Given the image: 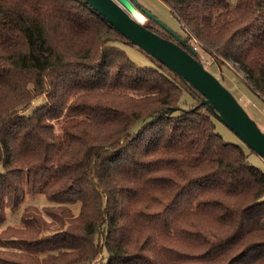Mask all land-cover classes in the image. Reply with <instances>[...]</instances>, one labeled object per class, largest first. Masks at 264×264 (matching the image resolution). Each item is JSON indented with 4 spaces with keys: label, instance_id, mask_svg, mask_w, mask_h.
<instances>
[{
    "label": "trees",
    "instance_id": "obj_1",
    "mask_svg": "<svg viewBox=\"0 0 264 264\" xmlns=\"http://www.w3.org/2000/svg\"><path fill=\"white\" fill-rule=\"evenodd\" d=\"M162 1L181 40L146 27L232 61L264 101V0ZM124 41L84 0H0V264H264V172Z\"/></svg>",
    "mask_w": 264,
    "mask_h": 264
},
{
    "label": "water",
    "instance_id": "obj_2",
    "mask_svg": "<svg viewBox=\"0 0 264 264\" xmlns=\"http://www.w3.org/2000/svg\"><path fill=\"white\" fill-rule=\"evenodd\" d=\"M129 42L137 45L184 78L201 93V103L207 105L220 121L231 129L250 149L264 159V132L247 114L242 105L196 56L170 38L163 37L146 27L131 15L132 0H84ZM141 10L160 26L170 30L176 39L181 38L145 8Z\"/></svg>",
    "mask_w": 264,
    "mask_h": 264
},
{
    "label": "rangeland",
    "instance_id": "obj_3",
    "mask_svg": "<svg viewBox=\"0 0 264 264\" xmlns=\"http://www.w3.org/2000/svg\"><path fill=\"white\" fill-rule=\"evenodd\" d=\"M228 2L230 4H233L235 0H228ZM132 3L134 6V10L138 11L143 17L141 21L139 20L140 22H142V24L154 28L158 27V23L147 17L139 7L145 8L148 12L153 14L171 30L173 29L175 31H179V24L177 20L174 18L168 6L162 0H132ZM131 15L135 17L133 15V12H131ZM119 44L125 50L128 57L136 64L149 65L151 63L148 56L143 51L135 47V45L126 41L120 42ZM191 44L196 47L198 53L197 56L199 57L203 65L230 90V92L245 109L247 114L264 132V101H262L257 95H255L242 81L244 78L243 72L230 60H226L225 63L222 64V66L220 65L218 67L217 64L212 63L211 56L203 52V50H201L200 47L196 45L197 43L192 41ZM124 90L137 95L141 92L142 89L124 88ZM145 91L147 90H143V93ZM75 94L76 92L72 93V96ZM42 100L43 97L37 98L34 101V105H39ZM212 119L214 121L215 130L221 134L222 138L226 141H232L241 144L243 149L247 153V159L249 160V162L253 163L264 172V159L255 151L250 150L249 147L246 146L242 142V140L216 116L213 115ZM2 169V165L0 164V172L2 171ZM47 203L48 201L46 197L42 194H26L22 203L16 210H5V221L7 223H17L21 210L25 205L31 204L40 208Z\"/></svg>",
    "mask_w": 264,
    "mask_h": 264
},
{
    "label": "bare ground",
    "instance_id": "obj_4",
    "mask_svg": "<svg viewBox=\"0 0 264 264\" xmlns=\"http://www.w3.org/2000/svg\"><path fill=\"white\" fill-rule=\"evenodd\" d=\"M131 12H133V15L135 16V17H137L138 18V20H142V15L138 12V11H136V10H134V9H132V11Z\"/></svg>",
    "mask_w": 264,
    "mask_h": 264
},
{
    "label": "built area",
    "instance_id": "obj_5",
    "mask_svg": "<svg viewBox=\"0 0 264 264\" xmlns=\"http://www.w3.org/2000/svg\"><path fill=\"white\" fill-rule=\"evenodd\" d=\"M193 48L196 50V47L195 46H193ZM197 51V50H196ZM198 55V54H197Z\"/></svg>",
    "mask_w": 264,
    "mask_h": 264
}]
</instances>
